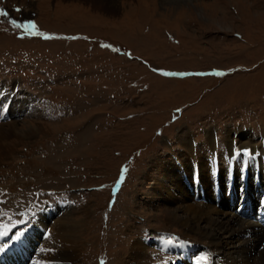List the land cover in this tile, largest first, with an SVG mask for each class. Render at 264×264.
I'll list each match as a JSON object with an SVG mask.
<instances>
[{"label": "rangeland", "instance_id": "obj_1", "mask_svg": "<svg viewBox=\"0 0 264 264\" xmlns=\"http://www.w3.org/2000/svg\"><path fill=\"white\" fill-rule=\"evenodd\" d=\"M113 3L0 0V88L20 92L0 122V239L31 232L37 264L64 251L69 264H123L139 242L149 264H171L145 239L188 229L148 200L155 181L195 160L230 169L228 136L264 162V0Z\"/></svg>", "mask_w": 264, "mask_h": 264}, {"label": "bare ground", "instance_id": "obj_2", "mask_svg": "<svg viewBox=\"0 0 264 264\" xmlns=\"http://www.w3.org/2000/svg\"><path fill=\"white\" fill-rule=\"evenodd\" d=\"M90 1L99 9L107 11L116 9L114 0ZM163 1L170 2L171 0ZM16 93L20 94L17 91ZM7 133L6 131L5 134ZM13 136L19 138L14 132L10 134L9 138ZM188 137L186 136L182 140V145L194 153L195 144ZM4 139L0 137V140ZM208 139L214 148L216 139L212 129L208 134ZM224 143L228 146L227 158L230 160V169L223 168L218 157L215 160L203 159L202 162L195 160V164L192 165L193 169L191 165L186 167L189 172L194 170L190 175L180 178L175 168L168 169L164 173V179L156 180L152 193L147 194L151 203H160L156 209L160 211V215L167 222L179 223L182 228L188 229L186 233H183L187 237L184 240L174 242L155 238L151 243L158 247L155 245L156 241L161 239L157 242L158 245L177 252L179 260L173 261L171 264H264V225L261 224L264 222V218L260 215L252 216L255 209L259 208L264 211V205L261 203L264 201V193L262 194L263 191L259 190L261 188L264 190V162L260 160L259 151L254 142L247 141L239 144L228 136ZM6 148L8 146L0 144L1 155L9 153ZM215 156H218L217 153ZM192 181H194V185H192ZM253 183H256L259 188ZM193 188L196 191H193ZM256 199L257 204H252L251 202ZM230 207H232V211L228 210ZM243 213H248V216L244 217ZM45 215H50V212L47 211ZM30 230L32 228H28L24 232ZM71 232L73 231L60 230V235L66 236L65 242L70 245L68 248L76 246L73 240H69ZM30 233L28 232L25 236L19 235L18 238L21 240L24 238V242L17 244L16 240L12 247L11 244L2 245L1 237V259L8 258V264L14 262L27 264L22 259L27 256L26 252L29 249V252H34L31 264H37L36 250L30 249L28 245V239L32 237V233ZM205 241H208L207 246L203 244ZM235 241L238 243L237 246ZM32 246L35 247L34 244ZM146 250L147 248H144L140 242L137 243L130 250V258L125 259L123 264H149L150 260L145 259ZM197 250L199 256H194ZM14 253H18V255L15 256ZM74 255L73 251H64L62 264H69L68 262L74 259ZM57 263L61 264V261Z\"/></svg>", "mask_w": 264, "mask_h": 264}, {"label": "snow or ice", "instance_id": "obj_3", "mask_svg": "<svg viewBox=\"0 0 264 264\" xmlns=\"http://www.w3.org/2000/svg\"><path fill=\"white\" fill-rule=\"evenodd\" d=\"M165 75L174 76V75H182V74H179V73H165ZM0 250H2V249H0Z\"/></svg>", "mask_w": 264, "mask_h": 264}]
</instances>
